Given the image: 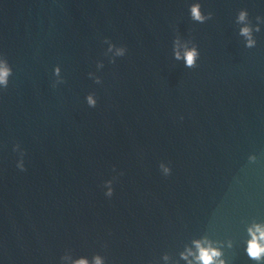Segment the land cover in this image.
<instances>
[{
    "label": "water",
    "instance_id": "obj_1",
    "mask_svg": "<svg viewBox=\"0 0 264 264\" xmlns=\"http://www.w3.org/2000/svg\"><path fill=\"white\" fill-rule=\"evenodd\" d=\"M192 2L0 0V264H163L203 235L229 264H256L244 248L264 223V0H200L203 24ZM177 40L198 47L196 67Z\"/></svg>",
    "mask_w": 264,
    "mask_h": 264
},
{
    "label": "clouds",
    "instance_id": "obj_2",
    "mask_svg": "<svg viewBox=\"0 0 264 264\" xmlns=\"http://www.w3.org/2000/svg\"><path fill=\"white\" fill-rule=\"evenodd\" d=\"M200 0H193L189 4V15L193 21L198 23H205L211 18V13L205 14L202 10ZM259 19V18H258ZM236 23L240 25V35L245 38L246 48H255L256 39L255 32L260 31L259 24L253 26L249 22V13L246 8H242L236 14ZM179 40L176 41V58L183 59L184 66L186 68H194L197 66V62L200 57V52L197 46L192 45L189 47L184 44L183 56L179 51L180 47ZM115 49V55L123 56L126 54V49L123 47L117 48L115 45H110L109 51ZM60 67L56 66L54 74L60 75ZM12 75V69L7 59L3 55H0V90L6 89L9 85V79ZM87 103L89 107L94 108L97 105V98L94 94H89ZM17 168L21 171L25 169V162L23 153L16 162ZM161 174L165 177L171 175L172 169L169 164L161 162L159 165ZM106 191L104 195L111 198L114 193V187L112 181H107L105 184ZM248 239L245 242L244 251L248 258L255 261L256 264H264V223H253L249 225L247 229ZM231 247V243L228 244ZM63 264H105L104 258L100 255H95L89 260L87 257H80L73 259L71 255H64L62 258ZM161 260L163 264H229V261L224 255V244L222 241L210 239L207 235L200 236L199 238L193 239L189 244H185L178 252V258L173 259L168 253H165Z\"/></svg>",
    "mask_w": 264,
    "mask_h": 264
}]
</instances>
